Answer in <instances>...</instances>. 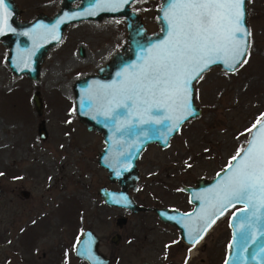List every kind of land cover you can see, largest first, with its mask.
<instances>
[{"label":"rangeland","instance_id":"rangeland-1","mask_svg":"<svg viewBox=\"0 0 264 264\" xmlns=\"http://www.w3.org/2000/svg\"><path fill=\"white\" fill-rule=\"evenodd\" d=\"M14 1L20 8L17 18L26 20L39 12L52 14L60 0ZM158 3L130 4L149 32L157 29ZM246 11L251 33L247 63L231 72L211 66L195 79L194 103L200 113L183 122L167 146L147 144L136 160L137 203L187 208L179 187L197 177H210L228 163L242 147L247 129L264 113V0H246ZM125 33L121 17L69 23L47 50L36 80L10 72L6 48L0 43V264H59L60 258L70 264V248L82 229L90 228L105 240L113 232L121 237L130 234L138 224L149 237H171L173 264H182L184 253L189 255L184 264H221L229 237L228 211L197 246L182 252L176 234L161 232L151 213L128 215L118 225L115 218L125 214L123 208L107 205L99 197V186L117 189L118 185L96 162L101 134L86 130L77 118L72 84L123 49ZM33 91L40 98L39 113L31 100ZM40 120L44 138L37 136ZM20 189L28 195L21 196ZM152 258L164 259L161 254ZM137 261L138 257L125 259L123 264Z\"/></svg>","mask_w":264,"mask_h":264},{"label":"water","instance_id":"water-1","mask_svg":"<svg viewBox=\"0 0 264 264\" xmlns=\"http://www.w3.org/2000/svg\"><path fill=\"white\" fill-rule=\"evenodd\" d=\"M73 1L75 0H60L58 8L52 14L39 12L31 19L20 20L17 18L20 8L15 1L5 0L9 15L7 26L3 34H0V43L6 48L5 61L10 72L36 80L47 50L61 39L66 25L83 19H99L102 16L122 18L126 31L125 47L112 53L111 57L99 65L94 72L78 77L72 84L74 112L77 118L86 130L98 131L101 134L103 144L96 152V162L106 170L108 180L115 181L118 185L117 189L99 186L97 188L99 197L107 205L132 211L153 210L160 219L176 227L180 240L186 244H192L189 229L202 228L201 216L207 213L206 219L216 220L228 211L229 237L221 264H225L226 261L228 264H264V208H259L253 215L252 208L247 211H238L244 209L245 204L233 201L220 215L216 208L212 207L217 204L216 193L219 191L220 184L231 173L227 166L230 162L233 165L236 163L231 158L237 153L212 176L197 177L192 184L180 186L187 193L188 202L191 204L188 211L142 206L137 204L128 192L136 188L138 178L136 160L145 146L150 143H155L159 147L167 146L170 137L181 124L200 113V107L194 103L193 82L195 79L189 84L190 115H187V110L174 113L160 110L173 117L180 114L186 115V119L179 124L178 128H173L171 131L168 129L173 120L156 123V119L162 118L156 111L147 113L141 111L138 115H132L131 113L136 112L137 108L119 94V90L127 87L136 71L144 64L150 55V50L154 54L156 51L154 46L167 40L165 10L169 0H159L154 11L157 29L150 32L144 27L138 12L130 7L133 0H127V2L109 0L108 3H104L103 0H77L74 5ZM244 7L246 9V4ZM246 20L247 11L244 16V26L247 28ZM211 66H218L220 69L231 72L237 65L229 68L223 60H217L208 68ZM31 100L35 112L39 113L41 103L37 91L32 92ZM124 104L128 107H123ZM258 119L264 123V113ZM260 127L258 125L252 132H247L246 139L239 150L241 156L244 155V150L248 148L253 137L259 136ZM36 131L39 138L46 136L43 120L37 123ZM22 192L26 194L25 191ZM122 221L121 217H117V224ZM207 231L203 232V236ZM96 238L94 231L84 228L77 240L75 254L86 260L88 264H106V258L96 250Z\"/></svg>","mask_w":264,"mask_h":264},{"label":"snow or ice","instance_id":"snow-or-ice-1","mask_svg":"<svg viewBox=\"0 0 264 264\" xmlns=\"http://www.w3.org/2000/svg\"><path fill=\"white\" fill-rule=\"evenodd\" d=\"M245 4L246 0H169L165 10L167 40L154 46V54L150 50V55L127 87L119 90V94L137 108L131 114L156 111L162 117L156 119V123L171 119L173 123L168 130L178 128L186 115L173 117L160 110L168 113L187 110L190 115L189 84L192 80L201 78L208 66L217 60H223L229 68L247 63V37L251 33L244 26ZM8 15L5 0H0V34L7 26ZM258 125L261 126L259 136L253 137L243 156L238 151L231 158L236 161L234 165L230 162L227 166L231 173L220 184L216 193L217 204L212 205L220 215L233 201L245 204V208L238 211L252 208L253 215L259 208H264V123L258 119L247 131L252 132ZM207 215L200 217L202 228L189 229L193 246L215 222L206 219Z\"/></svg>","mask_w":264,"mask_h":264},{"label":"flooded vegetation","instance_id":"flooded-vegetation-1","mask_svg":"<svg viewBox=\"0 0 264 264\" xmlns=\"http://www.w3.org/2000/svg\"><path fill=\"white\" fill-rule=\"evenodd\" d=\"M185 185H190V184H185ZM179 189L182 190L181 187H179ZM137 190H139V189L137 187V181H136V188L134 190H128L132 199L136 203H137V201L133 197V193L136 192ZM22 191H25L26 194H24ZM182 193H184L185 199H186L187 203L189 204V206L187 208H178V207L168 206V205H152V206L176 208L181 212L188 211L191 208V204L188 202L187 193L184 190H182ZM19 194L23 197H26L28 195V191L25 189H20ZM137 204H139V203H137ZM140 205H142V204H140ZM142 206H148V205L143 204ZM123 210H124L125 214L118 216V217H121L123 219V221L120 224L125 223L128 215H132V214H136V213H140V212L151 213V215L155 218V221L157 222V224H159L161 232L166 231L167 233H170V234L171 233L176 234L177 247L182 252H184V251L187 252V250L193 246V243L192 244H186L182 240H180L176 227L174 225L160 219L153 210H151V209H140L137 211H132V210H129L126 208H123ZM116 219H117V217L115 218V223H116ZM120 224H118V225H120ZM148 231H150V230L148 229ZM115 234L117 236H114ZM79 235L77 237H75V239L72 243L73 245L70 248L71 257H73V260H71L70 264H74V262L75 263H81V264H88L86 262V260L78 257L75 254V246H76L77 240L79 239ZM160 237H162V236H160ZM170 238L166 237L164 239H161L158 237L157 238L149 237L143 231V227L139 226V224H138L136 227H134L131 230L130 234L126 233L122 237L118 232H113L111 235H108L105 238V240H104V238L102 239V237L97 235L96 250L100 254H102L103 257L106 258V260H107L106 264H123L125 259L126 260H128V259L133 260L135 257H138V261L135 264H140L142 262H148L150 264H171L172 261L169 258H170V254L172 253V251L174 249L173 246H175V243H173L172 240H170ZM202 240H203V238L199 241V243ZM199 243H196L195 246H197ZM158 254H161V256L164 258L160 262H158L152 258L153 255L156 256ZM39 256H40V254H39ZM39 256L37 255L38 259H39ZM187 258H189V255L184 253L182 264H184V262L187 261ZM55 261H57V258H55ZM58 263L59 264H69L68 261H62L61 258L58 260ZM172 264H173V262H172Z\"/></svg>","mask_w":264,"mask_h":264},{"label":"bare ground","instance_id":"bare-ground-1","mask_svg":"<svg viewBox=\"0 0 264 264\" xmlns=\"http://www.w3.org/2000/svg\"><path fill=\"white\" fill-rule=\"evenodd\" d=\"M83 21V20H82ZM72 94L69 93V96H71ZM191 253H193V250L191 251Z\"/></svg>","mask_w":264,"mask_h":264}]
</instances>
